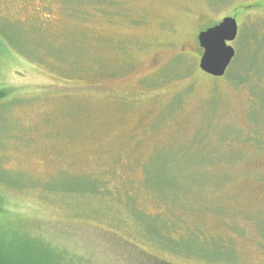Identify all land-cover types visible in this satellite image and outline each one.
<instances>
[{"label": "rangeland", "instance_id": "1", "mask_svg": "<svg viewBox=\"0 0 264 264\" xmlns=\"http://www.w3.org/2000/svg\"><path fill=\"white\" fill-rule=\"evenodd\" d=\"M260 1L0 0L5 233L61 264H264V82L202 73L197 39L236 16L240 67Z\"/></svg>", "mask_w": 264, "mask_h": 264}, {"label": "trees", "instance_id": "2", "mask_svg": "<svg viewBox=\"0 0 264 264\" xmlns=\"http://www.w3.org/2000/svg\"><path fill=\"white\" fill-rule=\"evenodd\" d=\"M222 1L228 0H206L207 3L210 2L211 4H217ZM252 6L254 5H247V7L242 8L243 10L244 8H247V10H249V8H252ZM255 7L263 8L264 1H260L255 5ZM237 10L240 11L241 9L238 8ZM216 24L217 23L209 25L208 28L213 27ZM240 43L242 45L244 44V49L246 48V54L243 57L244 62H242L240 64L241 66L238 67L237 63L240 61L234 60L227 74L231 73L230 70L233 69L232 71H234V69H237L239 73L238 75H236V80H233V82H235L237 85L235 83L234 84L236 86L249 85L250 92H254L255 94H257L254 87H259V85H262L264 82V36L259 40V38L253 35L248 37L243 42L240 41ZM237 56L238 55H236L235 59L237 58ZM251 80L257 81V84L254 87ZM7 95V90H0V102L5 100ZM257 98L258 97L256 95V100ZM254 116L250 117L251 123L249 131L244 134L243 140H247V142L249 141L253 143H260V134L264 130V124L259 123L258 120L252 121V118H254ZM212 118L213 116H211L209 120H211ZM1 206L2 204L0 205V212H2L1 214H3L4 216L6 212L3 211ZM8 231L9 232H7L6 234L4 227H2V225L0 224V264H61L62 258L60 254L62 253H54L50 243L42 241L39 238L30 237L26 234H19L17 232L12 234L13 230L10 229Z\"/></svg>", "mask_w": 264, "mask_h": 264}, {"label": "water", "instance_id": "3", "mask_svg": "<svg viewBox=\"0 0 264 264\" xmlns=\"http://www.w3.org/2000/svg\"><path fill=\"white\" fill-rule=\"evenodd\" d=\"M239 34L236 17H225L220 23L198 34V43L203 49L200 58V70L214 78L226 75L236 57L231 45Z\"/></svg>", "mask_w": 264, "mask_h": 264}, {"label": "flooded vegetation", "instance_id": "4", "mask_svg": "<svg viewBox=\"0 0 264 264\" xmlns=\"http://www.w3.org/2000/svg\"><path fill=\"white\" fill-rule=\"evenodd\" d=\"M208 26H209V25H207V26L203 27V28L201 29V31H200V32H203V31H205V30L208 28ZM201 51L203 52V50H202V49H201Z\"/></svg>", "mask_w": 264, "mask_h": 264}]
</instances>
